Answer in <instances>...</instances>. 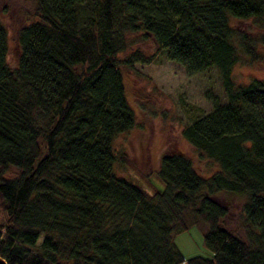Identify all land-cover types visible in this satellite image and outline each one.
<instances>
[{"label":"trees","instance_id":"16d2710c","mask_svg":"<svg viewBox=\"0 0 264 264\" xmlns=\"http://www.w3.org/2000/svg\"><path fill=\"white\" fill-rule=\"evenodd\" d=\"M33 1L36 19L16 31L15 67L0 21L6 264H264V79L238 83L232 73L243 55L262 56L264 0ZM130 33L189 74L218 70L225 100L209 97L204 113L182 103L179 131L216 170L204 175L169 147L151 192L115 172L114 138L135 124L117 57ZM9 167L16 175L5 176ZM223 194L243 197V237L224 224ZM198 224L208 254L186 257L175 237Z\"/></svg>","mask_w":264,"mask_h":264},{"label":"rangeland","instance_id":"374dc122","mask_svg":"<svg viewBox=\"0 0 264 264\" xmlns=\"http://www.w3.org/2000/svg\"><path fill=\"white\" fill-rule=\"evenodd\" d=\"M33 9V0H0V21L7 29V63L11 67L16 65V31L36 19ZM240 28L260 32L249 22H240ZM259 50L262 54L259 59L249 60L243 55L233 66L236 82L247 83L252 77L264 79V44ZM136 53L145 61L134 60ZM117 57L125 96L135 112V124L114 138L115 172L151 192L148 180L156 183L153 176L159 155L169 147L188 156L194 167L204 175L216 170L217 165L200 158L179 131L187 120L182 103L195 105L204 113L212 109L209 97H216L219 102L225 100L218 70L211 67L189 74L181 64L169 60L150 37L140 33L127 35V47ZM128 59L132 61L124 62ZM16 172L9 167L5 176L12 177ZM223 197L229 208L224 224L237 227L238 235L243 237L238 223L243 197L238 194H223ZM175 241L186 257L208 254L202 243L199 224L177 234Z\"/></svg>","mask_w":264,"mask_h":264},{"label":"water","instance_id":"95a60500","mask_svg":"<svg viewBox=\"0 0 264 264\" xmlns=\"http://www.w3.org/2000/svg\"><path fill=\"white\" fill-rule=\"evenodd\" d=\"M0 264H6V261L2 257H0Z\"/></svg>","mask_w":264,"mask_h":264}]
</instances>
